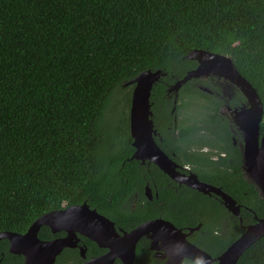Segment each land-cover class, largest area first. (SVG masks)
Masks as SVG:
<instances>
[{
  "label": "trees",
  "instance_id": "obj_1",
  "mask_svg": "<svg viewBox=\"0 0 264 264\" xmlns=\"http://www.w3.org/2000/svg\"><path fill=\"white\" fill-rule=\"evenodd\" d=\"M193 49L229 56L264 119V0H0V231L62 204H114L122 167L127 181L135 168L122 164L127 81L165 72L150 99L154 119H170L163 83L193 66Z\"/></svg>",
  "mask_w": 264,
  "mask_h": 264
},
{
  "label": "flooded vegetation",
  "instance_id": "obj_2",
  "mask_svg": "<svg viewBox=\"0 0 264 264\" xmlns=\"http://www.w3.org/2000/svg\"><path fill=\"white\" fill-rule=\"evenodd\" d=\"M197 65L193 60L186 72ZM176 79L163 83L161 95L170 119L156 121L150 99L155 129L152 138L165 158L147 145L140 146L142 158H130L135 147L128 111L129 154L122 164L135 161L131 181H127L129 171L123 166L124 181L115 203L108 204L104 212L86 203L108 218L113 229L107 227L92 238L75 229L76 222H50L37 231V241L43 247L27 257L28 262L23 253L9 250L8 239L1 238L0 264H218V257L247 227L264 217V190L256 188L244 174V135L234 122L237 112L249 106L245 96L216 73L191 77L176 93L168 91ZM182 101L199 113L188 111L180 117L185 106H177ZM263 120L262 112L259 139L264 132ZM240 177L245 182H240ZM197 183L206 190L195 187ZM79 204H62L54 210ZM138 226L143 228L132 233ZM262 237L264 234L255 242ZM255 242L234 264H264V246L258 249L252 246Z\"/></svg>",
  "mask_w": 264,
  "mask_h": 264
},
{
  "label": "water",
  "instance_id": "obj_3",
  "mask_svg": "<svg viewBox=\"0 0 264 264\" xmlns=\"http://www.w3.org/2000/svg\"><path fill=\"white\" fill-rule=\"evenodd\" d=\"M184 58L197 60L198 65L196 68L187 71L181 78L176 79L168 87V91L176 93L179 87L191 77L197 78L209 73H216L229 79L245 96L249 104L248 108H242L234 117L235 124L244 135L242 158L245 168L247 167V173L244 174L247 176L248 181L255 184L256 188L264 190V132L261 138H258L263 105L255 88L238 72L234 62L227 55L193 49ZM164 75L165 72L160 69H146L127 81L128 84L133 86L129 106L130 135L133 139L132 145L135 147V151L130 156L132 159L142 158L140 154V146L142 145H147L149 149L154 150V154L160 153L152 138L155 129L153 128L150 93L153 84ZM160 154L165 158L162 153ZM154 161L170 173V170L161 162L156 159ZM169 166L172 168V164ZM195 187L206 190L201 183H197ZM62 220L78 223L75 229L90 235L92 238L107 227L113 229V223L108 218L96 212L95 209H90L86 202H83L79 205H71L63 210H51L42 214L21 235L11 231H0V239H8L10 242L9 250L23 253L26 262H28L27 257L38 254L43 247L37 241L36 235L40 226L48 225L50 222H61ZM142 228L143 226H138L132 233ZM263 234L264 217L259 219L256 224L247 227L245 232L218 257V264H234L241 252ZM15 237L17 238L16 241L13 240ZM29 240H35L38 244H32Z\"/></svg>",
  "mask_w": 264,
  "mask_h": 264
},
{
  "label": "rangeland",
  "instance_id": "obj_4",
  "mask_svg": "<svg viewBox=\"0 0 264 264\" xmlns=\"http://www.w3.org/2000/svg\"><path fill=\"white\" fill-rule=\"evenodd\" d=\"M189 111V112H188ZM186 112H188L189 114L192 112V113H194L195 114V112L196 113H199L198 111H193L192 109H191V106H185V107H183L182 109H180V111H179V115H180V117H182L183 118V116L185 115V113Z\"/></svg>",
  "mask_w": 264,
  "mask_h": 264
}]
</instances>
